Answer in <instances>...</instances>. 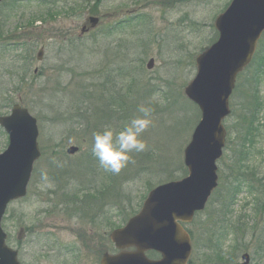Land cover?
Returning a JSON list of instances; mask_svg holds the SVG:
<instances>
[{
  "label": "rangeland",
  "instance_id": "rangeland-1",
  "mask_svg": "<svg viewBox=\"0 0 264 264\" xmlns=\"http://www.w3.org/2000/svg\"><path fill=\"white\" fill-rule=\"evenodd\" d=\"M17 1L0 5V116L8 115L14 104L26 108L37 121L42 156L26 198L7 207L2 227L8 245L22 246L23 264H60L37 261L36 255L46 244H74L77 232L90 227L101 244L87 248L88 258L94 259L89 253L99 249L117 253L109 234L138 213L152 188L187 174L183 151L200 112L183 90L195 77L197 55L217 40L214 20L231 0H41L52 4L44 8L35 0ZM99 15L108 19L78 39L86 18ZM36 17L44 21H33ZM41 48L42 60H37ZM150 59L154 66L148 70ZM120 97L127 99L123 110ZM229 105L231 114L223 122L225 148L216 163L218 187L205 210L185 226L192 239L189 264H206L207 257L210 264H242L243 254L249 255V264H264V206L255 209L256 201H264V187L244 185L228 213L218 212L230 191L227 179L241 136L238 129L247 125L241 114L247 121L249 113L255 115L259 133L254 147L246 144L245 149L251 150L248 165L256 169L254 178L264 180V34L253 62L237 78ZM140 106L152 110V124L140 137L146 150L129 153L130 162L119 174L106 172L93 155L94 133L107 128L119 132L142 117ZM7 142L0 130V153ZM69 146L79 151L68 156ZM42 170L53 187L42 181ZM60 173L65 177L55 182L53 176ZM58 189L80 191L79 197L87 191L97 200L86 198L79 212L75 206L63 210L59 195L51 194ZM96 215L99 221L93 225L89 219ZM20 229L26 232L22 244L15 238Z\"/></svg>",
  "mask_w": 264,
  "mask_h": 264
},
{
  "label": "water",
  "instance_id": "water-1",
  "mask_svg": "<svg viewBox=\"0 0 264 264\" xmlns=\"http://www.w3.org/2000/svg\"><path fill=\"white\" fill-rule=\"evenodd\" d=\"M98 21L88 19L91 28ZM214 28L218 38L196 58V76L184 89L201 113L183 153L188 175L149 192L140 212L110 235L117 249L134 251L104 255L101 264H188L191 241L182 224L191 223L195 213L204 210L217 186L216 161L226 134L222 122L229 115L236 77L250 63L264 31V0H232L216 18ZM42 55L40 50L37 60ZM152 66L151 60L147 68ZM0 126L8 135V146L0 154V264H18L17 253L5 246L1 221L10 202L26 196L33 165L40 157L38 129L36 120L19 105L13 106L10 115L0 117ZM77 150L70 147L67 153L73 155ZM147 251L161 258L149 260ZM242 258L248 264V256Z\"/></svg>",
  "mask_w": 264,
  "mask_h": 264
},
{
  "label": "trees",
  "instance_id": "trees-1",
  "mask_svg": "<svg viewBox=\"0 0 264 264\" xmlns=\"http://www.w3.org/2000/svg\"><path fill=\"white\" fill-rule=\"evenodd\" d=\"M40 6H42V5H40ZM46 16L51 17V15L49 13H47ZM38 19L42 20V18L36 17L33 21H36ZM42 21H44V20H42ZM117 69L121 70V68H117ZM23 71H24V69H23ZM22 76L23 77L21 78V81H22V83H24L26 78H27V76H28V72L25 71L22 74ZM252 83L255 85L256 81H253ZM125 100L127 101V99H125L124 97H123V99L121 97L119 98V101H120L119 106H120L121 110H123V107L126 104ZM254 100H255V98H254ZM100 103H101V101H100ZM247 106H248V104H247ZM95 114L96 113L93 112V114L91 116L94 117ZM250 116L252 118H254V113H252V114L249 113L248 117H250ZM240 119L243 120V123L247 122V125L243 126L242 124H240V127L238 129V133L241 136H240V138L237 140V142L235 144V150L237 151V153H236V155H234L232 157L231 166L229 167V171H230V175L229 176L233 180L228 182L229 183L228 187H229L230 191H227L225 193V196L222 198L221 203L218 205V208H219L218 212L221 215H224V214L228 213L229 209L231 208L232 204L235 201L237 193L240 191L239 189L244 187V185L248 188L247 184H250V188L252 190V188L255 186V183L258 182L259 183V188H261V186L264 187L263 186L264 185V182H263L264 180H262V179L258 180V179L254 178V174L256 173V169L254 168V166L249 167V165H248L249 157L251 156V150L245 149L246 144H248L252 148L254 147V144L256 143V139H255L256 135H254V134H255V132H257V134H258L259 131H258L257 127L254 126L253 127V133L250 134V130L252 129V127L250 125L251 124L254 125V123L252 122L251 119H249L250 121L249 120L247 121V115L246 114H241ZM96 131H100V129H97ZM50 177H51V175H50ZM64 177L65 176L63 175V173L56 174L55 176H53V178L57 182H60L61 179L64 178ZM246 177H249L250 179L249 180H245L247 182H244V179H246ZM244 183H246V184H244ZM261 191L259 192V194H262ZM60 197H61V202L64 205V207H63L64 209L68 208L69 206H73V207L75 206V207H77V211L78 212L83 210V205L80 206V202L81 203H85L86 202V198L89 199L90 197L91 198L89 199V201L92 200V202H93V199H92L93 196H91V194L89 192H87V191L85 193H83L82 197H79V195H77V194H75L73 192H63L60 195ZM257 204H258V202L256 201L255 209L256 208L258 209V208L264 206V201L263 202H259L258 205ZM207 258L208 259H206V264H210L209 257H207Z\"/></svg>",
  "mask_w": 264,
  "mask_h": 264
},
{
  "label": "clouds",
  "instance_id": "clouds-1",
  "mask_svg": "<svg viewBox=\"0 0 264 264\" xmlns=\"http://www.w3.org/2000/svg\"><path fill=\"white\" fill-rule=\"evenodd\" d=\"M138 111L142 117L132 119L119 132L107 128L103 132L94 133L93 135V155L97 158L99 165L112 174H119L130 162L129 153L143 152L147 144L140 137L141 134L152 124L151 109L140 106ZM41 179L47 187L54 185L49 181L47 171L42 170Z\"/></svg>",
  "mask_w": 264,
  "mask_h": 264
},
{
  "label": "flooded vegetation",
  "instance_id": "flooded-vegetation-1",
  "mask_svg": "<svg viewBox=\"0 0 264 264\" xmlns=\"http://www.w3.org/2000/svg\"><path fill=\"white\" fill-rule=\"evenodd\" d=\"M98 221L99 220L97 218V215L94 217V219H89V222L92 223L93 225H95L96 222ZM91 230L92 229L88 227V228L82 229L79 233L77 232L78 235L75 234L76 241L74 244H67L64 246H60L58 241L56 243L53 242L51 245L46 244L45 251H41L39 255H36V260L39 261L40 258H43V259L46 258V259L52 260L54 263L60 262V264H88L87 260L90 258L86 256L87 251L89 250L87 248L92 246L94 242L97 247H99L101 244L99 243V238H98L100 236L94 235L91 232ZM89 232L92 233L91 236L89 235ZM25 237H26V232L20 229L18 236H17V242L22 244ZM16 247H17L16 250H17L18 261L20 264H23L21 262L22 246L17 245ZM89 254L94 257V259H90L89 264H101L102 256L104 253H102L100 249L99 251H96L95 254L94 253H89ZM109 254L114 255L117 253L112 252Z\"/></svg>",
  "mask_w": 264,
  "mask_h": 264
}]
</instances>
